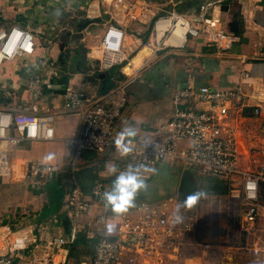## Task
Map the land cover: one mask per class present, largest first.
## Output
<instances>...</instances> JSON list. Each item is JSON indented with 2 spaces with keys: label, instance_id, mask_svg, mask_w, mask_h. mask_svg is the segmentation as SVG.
<instances>
[{
  "label": "crops",
  "instance_id": "obj_1",
  "mask_svg": "<svg viewBox=\"0 0 264 264\" xmlns=\"http://www.w3.org/2000/svg\"><path fill=\"white\" fill-rule=\"evenodd\" d=\"M103 1L0 0V31L15 25L31 30L37 45L36 55L32 58L33 73L42 75V71L34 67L35 62L45 59L55 62L60 72L53 80L66 79L67 89L96 96L123 86L128 104L117 122V129L131 128L136 133L130 136L132 139L149 141L158 136L161 126L171 119L175 110L174 94L178 85L189 84L196 89L204 86L230 89L241 85L245 93L254 98L251 105L260 107L261 114L239 122L240 149L248 158L249 145H264V0H132L149 4L151 15L165 14L163 10L183 14L201 34L198 37L189 35L180 48L163 43L153 53V49L145 45L152 36L151 23L130 22L123 28L125 48L132 54L130 63L111 71H103L100 67L102 39L112 21L108 15L110 11H106L108 13L99 23L78 30L85 19L87 6ZM207 6V15L220 19L221 28L228 35L229 47L225 51L205 35L200 18L204 14L202 8ZM180 39L184 41L185 37ZM19 62H24L25 68L19 67L16 61L5 65V74L0 76L2 82L14 86L27 81L28 61ZM3 95L2 90L0 107L20 104L16 101L8 103L10 100L4 99ZM63 103V95L48 91L41 102L42 107H54L58 113L54 141L25 142L18 146L1 144L13 168V176L10 181L0 180V250L3 252L6 238L23 237L27 248L20 254L17 264H42L56 253L51 243L60 235L70 240L67 264H85L91 260L94 242L86 238L85 232H80L71 241V231L68 234L63 225L69 213L68 194L73 182L82 188L90 205L82 223L100 218L105 224H115L122 216H135L138 206L146 203L157 206L164 214L176 215L177 205L193 187L189 178L192 176L197 181L195 175L186 172L189 167L179 170L176 162L162 164L146 182L147 189L137 194L135 206L117 217L110 207H105L103 198L94 200L91 193L99 182L104 183L106 191L111 190L120 161L113 151L84 153L80 163L72 166L74 150L67 149L64 142L79 133L82 118L63 113ZM32 161L47 162L56 166L57 171L48 177L26 180V164ZM112 165L117 169L115 173L109 171ZM216 180L218 183L211 191L220 186L230 191L232 202L238 208L230 217H224V212L230 210L229 202L227 211L211 199L200 213L195 206L181 208L179 214L184 220L188 216L193 231L183 241L178 255L170 254L164 264H192L200 253L205 256L209 253L212 257L204 260L206 264L242 262V255L239 254L237 259L235 250L247 251L244 249L246 238L236 241L233 236L239 235L231 225L240 209V201L232 197L229 181ZM214 240L224 243L217 244ZM237 242L243 243L241 249L232 246L231 243ZM247 253L246 259L252 260L250 264H259L256 261L260 256Z\"/></svg>",
  "mask_w": 264,
  "mask_h": 264
},
{
  "label": "built area",
  "instance_id": "obj_2",
  "mask_svg": "<svg viewBox=\"0 0 264 264\" xmlns=\"http://www.w3.org/2000/svg\"><path fill=\"white\" fill-rule=\"evenodd\" d=\"M208 6L203 7L200 22L205 35L217 44L218 48L228 49V35L221 28V20L207 15ZM110 11V13L106 12ZM162 16L150 14V6L132 0H104L90 3L84 10L87 20L102 19L108 13L112 18L102 39L103 58L100 67L103 71L124 68L130 63L125 48L124 26L128 23L149 24L154 19L153 34L147 45L157 52L163 43L169 47H183L189 35L198 37L201 31L192 27L188 18L177 12H167ZM161 19H170L171 24L160 40L156 39V27ZM187 28L184 41L176 33L178 24ZM203 32V34H204ZM226 41V45H223ZM37 45L35 35L19 25L0 31V76L5 74V65L17 62L25 68L28 61V76L24 85H12L0 80V90L6 100L21 97L17 106L0 107V180L10 181L13 168L1 144L18 146L25 142H50L56 139L55 120L58 115L54 107L44 108L47 86L60 70L55 62L48 59L35 62L42 75L33 73V61ZM248 77V76H246ZM3 88V89H2ZM253 97L247 95L241 85L230 89L195 87L184 84L175 89V110L171 119L163 124L155 139L145 141L125 137V144L131 149L128 155L117 152L115 140L123 130L117 129V122L127 107L128 97L123 86L108 94L90 95L67 89L63 95L62 112L77 114L82 118L79 133L64 142L69 150H74L72 166L79 164L84 153L102 154L113 151L120 161L121 171L129 165L143 164L151 169L144 172L148 182L162 164L183 161L201 169L202 173L219 180L229 181L233 189L232 197L240 201V209L231 220L238 232L237 241L246 238L244 249L259 257L263 252V230L261 220L264 214V145L251 144L248 158L243 156L238 141L239 122L256 118L261 114L260 107L252 106ZM57 167L47 162L37 161L26 164V180L44 178L55 174ZM74 167H72V172ZM106 192L104 183H97L92 189L94 200L102 199ZM86 194L78 183L73 182L68 194V218L71 225V241L80 232L94 242V255L85 264H164L170 254L181 251L182 243L189 238L193 226L184 219L177 223L175 215H167L152 203L138 206L135 216H122L115 223V232L107 235V224L100 218L82 223L89 210ZM260 235L257 238V234ZM261 236V237H260ZM255 238L254 242L250 238ZM263 244V245H262ZM70 240L60 235L51 243L56 253L42 264H67ZM27 248L23 237L6 238L4 250H0V264H17L20 254ZM209 248V245H206Z\"/></svg>",
  "mask_w": 264,
  "mask_h": 264
},
{
  "label": "clouds",
  "instance_id": "obj_3",
  "mask_svg": "<svg viewBox=\"0 0 264 264\" xmlns=\"http://www.w3.org/2000/svg\"><path fill=\"white\" fill-rule=\"evenodd\" d=\"M135 131L131 128L121 132L119 137L115 140V146L118 153L122 156L129 154L131 149L125 144V137L135 136ZM50 159V157H49ZM109 171L115 173L117 171L115 165L109 167ZM151 169L147 168L143 164L135 166L129 165L125 171L119 172L113 181L112 188L109 191L104 192L103 200L105 207H110L111 211L118 217L120 214L126 213L130 208L135 206V199L137 194L141 190L147 189V184L143 176L144 172H149ZM207 197L206 191L199 188L187 195L176 208L175 222L179 223L183 220V217L179 214L180 209H191L198 202ZM107 235H111L115 232V224H107Z\"/></svg>",
  "mask_w": 264,
  "mask_h": 264
},
{
  "label": "rangeland",
  "instance_id": "obj_4",
  "mask_svg": "<svg viewBox=\"0 0 264 264\" xmlns=\"http://www.w3.org/2000/svg\"><path fill=\"white\" fill-rule=\"evenodd\" d=\"M157 1L158 0H154V2H157ZM105 11H107V9H105ZM162 15L163 14L157 15V17L158 16H162ZM156 19H154V21L151 22V25H150V32H151V34H153L152 30H153L154 22L156 21ZM145 45H147V43H145ZM25 83H26L25 81L22 82L23 85ZM13 101L14 102L16 101L17 103H20V104L22 103V100H21V97L20 96L19 97H15V98H11L8 103L13 102ZM1 102H3V100H2V97H1V91H0V103ZM246 154L244 152V155H246ZM176 164H177L179 170H184V167H186V168L189 167L188 168L189 171H186V172L188 174L191 173V174H193V175H195L197 177L196 178L197 181H194V178L192 176L189 178V182L192 183L193 187L187 192V195H189L190 193L196 191L198 188L200 190L206 191V193H207V197L201 199L198 202V204L195 205V207H197V210L199 211V213L201 212L202 207L204 206V204L207 201H209L208 199H211L214 202L218 203L226 211H227L226 206H227L228 202L231 204L230 210H228L227 213L224 212V217H230L233 214V211L238 208L237 205L234 203V201L232 202V199L230 197L231 196L230 191H228L226 189H222L221 186L218 189H215L213 192L211 191L213 187H216L215 186L216 185L215 183H218L216 179L210 178L209 176L203 174L202 171H201V169H199L198 167L189 165L188 163H185L183 161H179L178 160L176 162ZM187 217L185 218V221H188L187 220ZM261 230H263V233H262V236H263L264 235V214H263V217H262V220H261ZM259 235H260V233L257 234V238H258ZM254 240H255V238H253V237L250 238V241L251 242H254ZM262 240H263V243H264V236H263ZM217 241L218 242L215 241V243H217V244H223L224 243V242H221V240H217ZM215 243L212 241V245H214ZM231 244H232V246H235L236 248L238 247L239 249H241V247L243 246V243H240V242H237L236 244H233V243H231ZM262 248H263L262 249L263 252L260 255V260L259 261H256L259 264H264V245H263ZM242 250H237V251L235 250L237 259H239V256H238L239 254L242 255V258H241L242 259V262L240 264H250V263H252L251 262L252 260H250L249 258L246 259V255L248 254L247 253L248 251H242ZM238 251H240V252H238ZM200 254H202L203 256H201ZM200 254L199 255H196L194 257L195 259L192 260V262H193L192 264H206V261H204V260H207V259L208 260H211L212 259V257H210V254L209 253L207 254V256H205V254H203V253H200ZM213 256H215V258H216V255H213ZM127 263H128V261L125 260V264H127Z\"/></svg>",
  "mask_w": 264,
  "mask_h": 264
},
{
  "label": "water",
  "instance_id": "obj_5",
  "mask_svg": "<svg viewBox=\"0 0 264 264\" xmlns=\"http://www.w3.org/2000/svg\"><path fill=\"white\" fill-rule=\"evenodd\" d=\"M101 19H96V20H87L84 19L82 23L78 26V30H83L89 25L99 23ZM68 88V81L66 79H61V80H52L50 84L47 86V91L48 92H55L60 95H64L66 93V90ZM63 225L66 229V232L69 234L71 231V225L68 217H65L63 221Z\"/></svg>",
  "mask_w": 264,
  "mask_h": 264
},
{
  "label": "bare ground",
  "instance_id": "obj_6",
  "mask_svg": "<svg viewBox=\"0 0 264 264\" xmlns=\"http://www.w3.org/2000/svg\"><path fill=\"white\" fill-rule=\"evenodd\" d=\"M170 24H171L170 19L159 20L157 27H156V39L157 40H160L163 37L164 33L166 32V29L169 27ZM175 29H176V33L179 35V39L181 37L182 39H184V35L187 32V28L181 26V24L179 23ZM148 46L152 49L150 45Z\"/></svg>",
  "mask_w": 264,
  "mask_h": 264
},
{
  "label": "trees",
  "instance_id": "obj_7",
  "mask_svg": "<svg viewBox=\"0 0 264 264\" xmlns=\"http://www.w3.org/2000/svg\"><path fill=\"white\" fill-rule=\"evenodd\" d=\"M77 242H78V241H77ZM93 250H94V248H93ZM93 255H94V251H93ZM93 255H92V258H93ZM92 258H91V260H92ZM91 260H90V261H91Z\"/></svg>",
  "mask_w": 264,
  "mask_h": 264
}]
</instances>
